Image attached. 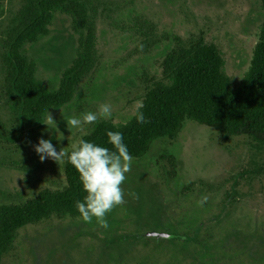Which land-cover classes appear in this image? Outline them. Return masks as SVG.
<instances>
[{
	"label": "rangeland",
	"instance_id": "374dc122",
	"mask_svg": "<svg viewBox=\"0 0 264 264\" xmlns=\"http://www.w3.org/2000/svg\"><path fill=\"white\" fill-rule=\"evenodd\" d=\"M90 1L97 9L100 62L81 83L73 102L49 113L56 129L44 124L33 135L17 133L0 72V205L22 203L44 189L63 188L64 160L41 161L33 145L43 138L57 151L70 150L91 125L68 129L67 120L95 112L101 103L112 106L107 120L131 119L142 103L147 80L160 76L175 37L187 42L202 36L215 44L225 62L224 72L238 85L249 71L264 24L260 0ZM20 4L5 1L0 44L2 30ZM149 27L160 42L145 51L142 43ZM77 49L70 18L57 15L49 34L27 45L23 54L36 63L38 79L57 89ZM60 135L63 139L58 141ZM168 156L177 161L174 179L169 176ZM121 187L125 203L106 214L107 229L95 218L52 219L26 227L2 264L51 260L53 264H264V146L245 137L226 142L218 131L186 121L176 141L157 139L141 159H133ZM201 196L207 201L198 205ZM60 230H67L70 240L51 252L47 248L40 252L39 242L50 235L51 243ZM152 232L172 238L148 237Z\"/></svg>",
	"mask_w": 264,
	"mask_h": 264
},
{
	"label": "trees",
	"instance_id": "16d2710c",
	"mask_svg": "<svg viewBox=\"0 0 264 264\" xmlns=\"http://www.w3.org/2000/svg\"><path fill=\"white\" fill-rule=\"evenodd\" d=\"M0 0V17L5 12ZM261 7L264 10V0ZM19 9L2 30L0 72L17 133L35 134L44 126L50 112L59 111L75 99L79 86L97 69L100 56L96 12L90 0H20ZM57 15L68 16L78 36V49L64 70L57 89L47 88L37 77L36 63L23 54L27 45L49 34ZM153 28L144 34L145 51L160 41ZM175 46L165 55L160 76L147 80L140 108L147 123L139 124L135 114L125 123L100 119L81 139L111 148L105 132L119 131L134 160L141 159L157 139L174 142L186 121L218 131L224 141L248 138L264 146V24L261 27L249 71L238 85L224 72L225 62L219 48L201 36L185 42L175 37ZM136 113V112H135ZM0 129L3 125L0 122ZM164 158V157H163ZM169 176L176 177L175 157H165ZM66 184L61 189H44L22 203L0 205V264L16 248L19 231L52 219H81L75 201L82 200L79 174L64 160ZM60 230L54 240L42 239L40 252L70 240ZM148 236V235H147ZM53 251V250H52ZM49 264H53L52 260Z\"/></svg>",
	"mask_w": 264,
	"mask_h": 264
},
{
	"label": "clouds",
	"instance_id": "9594fccd",
	"mask_svg": "<svg viewBox=\"0 0 264 264\" xmlns=\"http://www.w3.org/2000/svg\"><path fill=\"white\" fill-rule=\"evenodd\" d=\"M139 105L135 120L139 124L147 123V119ZM112 115V106L109 103L98 104L95 112L86 111L79 116H73L67 120V128L80 129L84 125H94L99 119H108ZM50 129H56V125L49 116L44 123ZM54 125V127H49ZM60 134L57 132V135ZM107 143L112 147L107 148L92 141L80 139L73 143L70 150L64 147L59 151L50 140L40 138L34 151L39 159L43 161L50 158L61 162L67 160L79 174L82 191L85 193L82 200L75 201V208L84 222H90L95 218L97 224L104 229L108 228L106 214L116 206L125 203V191L121 187L130 172L133 156L129 153L124 138L119 131H106ZM63 139L60 135L57 140ZM207 201L206 196H201L197 201L203 205Z\"/></svg>",
	"mask_w": 264,
	"mask_h": 264
},
{
	"label": "water",
	"instance_id": "95a60500",
	"mask_svg": "<svg viewBox=\"0 0 264 264\" xmlns=\"http://www.w3.org/2000/svg\"><path fill=\"white\" fill-rule=\"evenodd\" d=\"M148 237H154V238H162V239H168V238H172L171 235L166 234V233H157V232H152L148 234Z\"/></svg>",
	"mask_w": 264,
	"mask_h": 264
},
{
	"label": "flooded vegetation",
	"instance_id": "af4514ba",
	"mask_svg": "<svg viewBox=\"0 0 264 264\" xmlns=\"http://www.w3.org/2000/svg\"><path fill=\"white\" fill-rule=\"evenodd\" d=\"M159 233V232H158Z\"/></svg>",
	"mask_w": 264,
	"mask_h": 264
}]
</instances>
